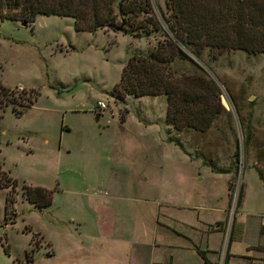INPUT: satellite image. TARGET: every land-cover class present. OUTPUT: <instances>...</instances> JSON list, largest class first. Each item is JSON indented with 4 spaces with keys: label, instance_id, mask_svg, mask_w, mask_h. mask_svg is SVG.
<instances>
[{
    "label": "rangeland",
    "instance_id": "374dc122",
    "mask_svg": "<svg viewBox=\"0 0 264 264\" xmlns=\"http://www.w3.org/2000/svg\"><path fill=\"white\" fill-rule=\"evenodd\" d=\"M150 7L167 31L166 0H151ZM137 32L121 20L95 33L76 31L72 17L39 15L28 25L0 20V86L14 94L0 89V166L18 181L0 189V264L24 260L30 251L34 264H129V252L143 250L140 239L152 223H170L160 211L172 207L167 198L175 193L191 198L182 207L189 212L196 202L227 196L222 229L230 236L243 184L254 180L256 190L264 175V53L231 50L214 59L207 51L201 65L220 89L213 94L218 114L207 132L178 131L166 122V96L120 97L114 90L129 59L165 39L162 31ZM18 86L26 90L16 92ZM100 100L108 104L104 111ZM24 185L51 189L53 204L39 210L23 195ZM8 195L16 202L7 223ZM91 195L110 205H92ZM137 208L135 221L114 212ZM224 240L216 264L229 247Z\"/></svg>",
    "mask_w": 264,
    "mask_h": 264
},
{
    "label": "trees",
    "instance_id": "16d2710c",
    "mask_svg": "<svg viewBox=\"0 0 264 264\" xmlns=\"http://www.w3.org/2000/svg\"><path fill=\"white\" fill-rule=\"evenodd\" d=\"M150 6L151 0H0V20L29 24L39 15H57L72 17L78 32L95 33L115 26L118 20L136 28L138 34L162 31L165 39L159 41L147 55L129 59L114 90H119L120 97L164 95L167 99L166 122L170 127L178 131L194 129L207 132L218 114L213 103H220V99L215 100L213 94L214 97L220 96V89L201 65L207 63L205 53L208 51L214 59L231 50L264 53V0H166L162 20L167 31H164L162 22L150 13ZM143 14L148 17L140 21ZM121 30L119 27L118 31ZM187 65L199 73L187 72L183 69ZM0 89L7 97H13L14 94L10 93L13 90L4 86ZM24 113L26 111L19 115ZM238 114H241L239 108ZM168 140L183 148L174 137L170 136ZM250 141L251 132L247 129L245 148ZM235 157L239 159L238 155ZM225 172L227 170L220 173ZM7 174L0 166V189H13L18 185V181ZM259 176L263 179L261 172ZM53 194L45 187L24 185L23 195L39 210L53 204ZM242 194L243 190L239 204ZM15 202L8 195L6 222L9 208ZM12 221L15 223V220ZM5 250L9 252L8 248ZM30 252L24 260H17L14 264H34ZM200 254L205 258L204 251L200 250Z\"/></svg>",
    "mask_w": 264,
    "mask_h": 264
},
{
    "label": "crops",
    "instance_id": "0c3cea01",
    "mask_svg": "<svg viewBox=\"0 0 264 264\" xmlns=\"http://www.w3.org/2000/svg\"><path fill=\"white\" fill-rule=\"evenodd\" d=\"M26 86L28 87L27 84ZM257 180L256 190L252 187L254 180L247 183L249 187L246 183L243 184L242 198L233 218L227 264H264V175L263 179L259 176ZM175 194L167 198L172 207L168 211L158 209L155 214L156 217L160 211L162 217L168 218L170 223H152L151 229L148 230L149 236L140 239V244H144L143 250L131 253L132 257L129 252V264H216L222 239L226 236L222 222L226 216L229 198H221L222 201L215 204L196 202L197 210L189 212L182 207L188 205L191 198L186 194ZM91 197L94 198L92 205H110L111 200L94 195L89 196V199ZM207 197L208 195L201 197V200H207ZM211 199L218 200L214 197ZM139 209L126 211L128 213L118 210L114 212L121 216L130 215V221H135L138 211L141 213ZM98 210L101 211L100 208ZM215 210L222 215L220 214L219 219H210V213ZM142 211L145 214L146 211ZM206 212L208 216L205 217ZM184 213L191 216L184 217ZM213 221L218 226L211 228L209 224ZM109 225L102 227L107 229ZM200 250L205 252V258L200 254ZM194 256L198 258V262L193 260Z\"/></svg>",
    "mask_w": 264,
    "mask_h": 264
},
{
    "label": "built area",
    "instance_id": "2783aa9c",
    "mask_svg": "<svg viewBox=\"0 0 264 264\" xmlns=\"http://www.w3.org/2000/svg\"><path fill=\"white\" fill-rule=\"evenodd\" d=\"M16 90H18V91H23V90H25V87H23V86H18V87H16ZM97 107L100 109V110H102V111H104V110H106L107 108H108V104L105 102V101H102V100H100L98 103H97ZM234 215H235V212H234V214H233V218H234ZM226 234V233H225ZM227 240L229 241L230 240V236L228 237V234H226V236H225V240H224V244H226V242H227ZM227 251H228V249H227ZM227 251H225V256L223 257V264H225V260H226V256H227V254H228V252ZM219 264V263H218Z\"/></svg>",
    "mask_w": 264,
    "mask_h": 264
},
{
    "label": "water",
    "instance_id": "95a60500",
    "mask_svg": "<svg viewBox=\"0 0 264 264\" xmlns=\"http://www.w3.org/2000/svg\"><path fill=\"white\" fill-rule=\"evenodd\" d=\"M23 24H24V25H28V23H27V22H23ZM121 29H122V27H120V30H121Z\"/></svg>",
    "mask_w": 264,
    "mask_h": 264
}]
</instances>
